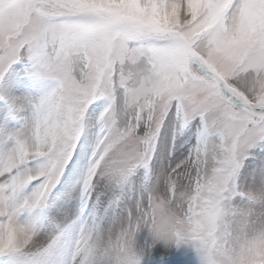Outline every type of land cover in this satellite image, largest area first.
<instances>
[{"label":"snow or ice","instance_id":"snow-or-ice-1","mask_svg":"<svg viewBox=\"0 0 264 264\" xmlns=\"http://www.w3.org/2000/svg\"><path fill=\"white\" fill-rule=\"evenodd\" d=\"M0 264H264V0H0Z\"/></svg>","mask_w":264,"mask_h":264}]
</instances>
